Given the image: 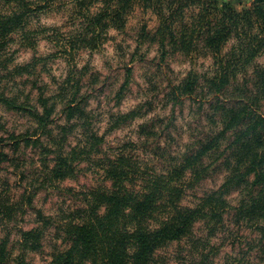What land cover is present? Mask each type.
<instances>
[{
  "label": "trees",
  "instance_id": "obj_1",
  "mask_svg": "<svg viewBox=\"0 0 264 264\" xmlns=\"http://www.w3.org/2000/svg\"><path fill=\"white\" fill-rule=\"evenodd\" d=\"M52 2L53 0H45V3H37V0H0V56L8 52L12 42L18 40L21 46L36 48L37 37L43 32L51 33L44 37L59 47L57 51L59 53L72 55L74 51L80 49L95 50L99 47L96 43L97 37L89 38L88 33L97 27H107L104 16H96L86 23L81 22L80 30L76 28L75 17L70 16L68 21L72 29L67 33H62L57 27L43 26L34 29L32 25L34 19L38 17L37 13ZM80 2L83 3L84 0ZM117 2L119 7L109 13L114 24L124 20V13L132 6L134 0ZM143 2L147 10L155 5L153 12L160 20L155 36L159 37L161 60L170 52L177 51L187 55L205 50L216 53L214 69L211 73L202 75V83L199 81L200 76L191 72L180 84H172L167 96L176 103L183 102L185 98L194 100L201 106L210 103L213 109L210 117L218 118L213 122H219L222 127L219 131H212L193 147L187 148L178 157L169 154L166 163L161 167L155 163V159L147 158L145 157L147 155L142 153L141 156L132 153L121 154L116 158L105 156L100 160L93 159L91 155L100 150L98 145L102 140V137L96 134H92L89 143L82 150L79 148L81 141L70 151L61 147L54 152L53 148L43 144L40 138L41 135H47L48 126L54 122V119L50 118L51 112L46 109L47 115L40 116L39 112H34L31 107L17 105L15 110L35 116L44 129L39 135L25 134L20 139L16 137L14 141L17 148L23 142L26 145H41L44 172L41 186L46 184L57 186V181L74 176L77 170L75 162L81 163L86 160L98 162L99 168H104L113 179L112 186L115 190L110 196L101 192L99 188L89 191V195L107 201L108 207L104 215H98L95 209L88 211L80 208L76 210L75 216L88 217L84 224L70 226L67 229L62 225L59 228L58 224L55 226L57 236L60 237L62 231L69 233L65 242H70L72 247L65 250L55 249L49 264H75V253L94 257V264H128L129 247H138L135 257L137 264H148L149 257L154 264H169L171 260L161 251L173 243H177L179 247V252L173 257L177 264H264V224L258 222L264 219V152L257 151L264 148V113L261 112V108L264 107H262L264 66L253 70L252 81L242 77L244 73L239 71L242 64L249 67L255 58L264 52V36L242 39L238 51H235L236 45L233 44L228 52L222 53L228 38H231L234 32L238 38L240 37L242 23L252 26L251 10H245L242 16L229 2H225L221 8V0H143ZM33 4H36V7H33ZM255 14L264 19V0H255ZM261 31H264V27ZM15 35L17 37H14ZM244 35L247 37V30L244 31ZM28 65H18L9 76L22 75ZM65 83L67 84L66 81ZM236 83L239 85L236 86ZM63 87L61 93H65ZM75 88L80 92L79 87L75 85ZM208 96L211 98H206ZM86 98L87 95L83 94L79 105H83ZM6 101L7 97L0 92V103ZM41 103H46L43 97ZM64 111L69 119H73L80 108L73 100ZM61 127L67 131L66 126ZM143 128L145 132L149 127L146 125ZM35 135L40 137L35 138ZM130 147L133 145H124L123 149L127 150ZM51 154L54 155V160L50 158ZM161 154L154 152L153 157L160 158ZM134 157L150 162V167L139 173L144 183L135 191L117 187L120 178L131 168ZM208 157L212 158L211 164L205 165ZM5 158L0 151V161ZM249 158L250 163L243 171L233 169L234 160L238 164H243ZM218 162L220 167L225 166L228 170L224 182L216 190L196 196L193 205L185 204L184 199L190 195L189 191L207 176V168ZM219 166L213 167V170H217ZM245 186L248 188L247 195L240 197L237 205L229 207L225 197L231 196ZM27 200L31 198L27 197ZM129 206L132 208L130 215L124 211ZM161 208L171 211L170 220L150 232H145L144 222ZM231 210L233 213L229 215ZM227 215L230 216L228 221ZM38 216L40 225L21 232L26 245L32 251L43 250L45 235L54 223L53 217L45 216L41 211L38 212ZM245 220L257 222L255 228L261 234L258 243L248 241L247 247H243L244 249L235 257L227 256L222 263L217 262L216 257L223 245L218 242L212 243V240L219 238L217 233L225 227L226 221L239 225ZM132 221H136L141 227L135 233H128L124 229ZM199 222L205 229L202 235L197 234L195 229ZM6 244L7 240L0 242V259L6 254ZM255 248H258L259 252L253 256L251 252ZM19 264L26 262L21 260Z\"/></svg>",
  "mask_w": 264,
  "mask_h": 264
},
{
  "label": "clouds",
  "instance_id": "obj_2",
  "mask_svg": "<svg viewBox=\"0 0 264 264\" xmlns=\"http://www.w3.org/2000/svg\"><path fill=\"white\" fill-rule=\"evenodd\" d=\"M228 0H221L220 7H224V3ZM232 7L236 12L242 16L245 10H251V18L253 24L249 27L246 23H242L240 29V37L236 36L234 32L231 38H228V46L223 49V52H228L229 48L235 44V51L239 50L240 42L242 39L250 38L252 36H264V31L261 28L264 27V19L255 14V0H230ZM37 3H45V0H37ZM36 7V4L32 5ZM119 7L117 0H84L83 3L80 0H53V2L44 8L43 11L37 13L40 20L39 26H44L52 21L49 17H63L64 20H68L70 16H74L77 20L76 28L80 30L81 22H88L96 16H104L107 21V27H97L93 32L88 33L89 38L97 37L96 43L99 47L95 49V52L99 53V56L103 57V60L108 64L109 69L115 64L116 58H119L120 62H127V60L133 56V51L136 49L137 44H141L138 50L136 59L139 60L141 56L147 57L146 49L147 44H143L139 39L140 26L145 20L153 16V8H148L147 15H141L142 9L145 7L143 0H134L131 7L124 13V20L120 23L114 24L111 20L109 13L112 10ZM195 7V6H194ZM167 8H165V12ZM197 11L199 9L197 8ZM139 21V23H138ZM154 23V21H153ZM153 23H149V28L153 27ZM33 25H36V21H33ZM247 30V37L244 35V31ZM99 34V36H97ZM43 36H49L51 33L43 32ZM39 39V37H37ZM105 41H107L105 43ZM131 45V47H129ZM20 47L19 44L13 45L3 56H0V75H7L13 72L22 62L29 61V55L25 54L26 51L29 54H35L39 56L40 53L36 51L35 47L28 49L27 46L22 48L19 53L13 55L15 48ZM115 50V51H114ZM89 53H92L91 48H87ZM208 54L215 55L216 53L211 50H205ZM203 54V53H201ZM222 54V53H221ZM196 53L191 55H185V59L190 61L195 60ZM63 61L59 64L55 62H48L47 70L42 71L44 65L41 64L34 69V74L31 76V80L37 81L35 89L33 85L18 84L17 81L26 79L25 76H17L14 79L9 77L0 81V92H3L7 97L6 102L0 103V138H3L5 142H9V138L12 135L20 137L21 134L36 133L37 135L44 132L40 124L37 122L35 116H30L25 113L17 112V105H26L31 107L34 112H39L40 116L47 115L46 109L51 112V117L56 119L55 124L48 126L47 135L41 136V139L49 147L53 148L54 152L58 151L61 147L66 150H71L73 141L79 143V148L82 150L89 143V139L92 134L98 136H105L104 151L93 155V159H103L105 154L109 157L116 158L121 154L132 155L134 149L128 148L127 150L121 148L126 141H135L137 148L143 144H152L153 141L158 140L160 133L165 132L169 121H165L164 124H157L154 131L155 135L148 136L140 135V129L144 125H151L161 116L169 115L167 110L162 111L163 103L161 98H158V93L167 88L168 83L173 85L180 84L183 76L180 75L181 69L176 64L171 63V59L167 61L171 64V71L166 66L162 72H157L155 69L151 71H145L144 77L133 76L130 83L125 84L123 80H119L118 77L113 74L112 80L108 81L105 75H100L104 69H98L99 60L93 57L91 61L90 70L87 74L82 73L84 64L90 63L89 59H81L79 55L75 60H70L67 68L70 69L76 79L80 80L81 84L85 85L83 92H95V88H99L101 84H108V90L101 95L95 93L92 99L87 102V107L79 105V100L83 98V92L77 91L75 87L68 93H61V86L64 84V75L66 69L61 68L60 72L56 71L57 67H60ZM195 66V65H194ZM188 65L185 64L184 68ZM250 67L247 65H241L239 71L243 74L245 71H250ZM184 76L188 75L184 72ZM98 77V82L92 84V78ZM76 79H73V84H76ZM155 88L156 91L152 89ZM207 91V90H205ZM31 92V95L29 93ZM41 97L46 100V103H41ZM210 99L211 97H206ZM76 101L80 108V111L75 113L73 119H69L64 109L68 104ZM175 101H171L169 108ZM151 105V107H150ZM54 109V110H53ZM126 117L127 119H121ZM171 119V118H169ZM193 116H187L186 120L191 121ZM177 124L183 125L179 131L184 135V139L191 130L187 129L186 121L177 120ZM208 124V122H205ZM61 126H66L65 131ZM222 125L217 122L216 124H208V128L213 131H219ZM173 136L177 133L173 131ZM66 141V142H65ZM164 143V141H161ZM177 143L172 145L175 151L169 149L170 156L178 157L183 153L186 148L184 141L177 136ZM226 143V141H225ZM115 146L113 151H108V146ZM5 151H9L5 149ZM258 152H264V148L257 150ZM227 154V150L225 149ZM54 160V156L51 158ZM154 162V161H152ZM175 163L176 161H172ZM250 163V158L243 164H238L237 161H233V169L236 171H243L247 164ZM211 164L210 160L205 161V165ZM54 166V164L52 165ZM215 165H212L214 167ZM32 167L39 168V165H33ZM150 167V162L147 159H140L134 157L131 162V168L126 171V175L120 178V184L117 187H122L127 190H138L141 184L144 183L143 179L139 176V173L143 172L146 168ZM91 168V171H89ZM51 171V167L49 168ZM207 172L211 173L212 168L208 167ZM194 175V173H193ZM255 173H253V176ZM132 181V183H129ZM60 185L57 191H62L64 194L59 198H55V192H53V200L51 204L54 205L51 212L45 207L46 214H50L56 224L64 226L66 229L70 226H78L84 224L88 217L75 216L77 208H82L88 211L92 209L96 210L98 215H104L107 211L108 203L106 200L98 199L96 196L89 195V186L97 187L101 192L111 195L115 190L113 188V179L107 173L104 168H97L94 165L80 164L77 161V173L76 184L71 191L65 188V184H72L73 180L57 181ZM135 186V187H134ZM53 191V189H49ZM248 188L245 186L238 192H234L235 196H246ZM43 195V193L41 194ZM142 198V197H141ZM37 206H40V197L37 198ZM225 199L229 202V207L235 204L232 196H226ZM125 213L130 215L132 213L131 206L124 209ZM171 218V211H165L161 208L160 211L150 216L145 222L143 230L150 232L156 229L162 223H166ZM264 224V219L258 221ZM251 223V228L256 227V221L249 222L247 220L242 221L239 225H233L229 222H225V227L217 233L220 239L231 242L233 239L239 238L240 240L250 239L251 237L244 235V232ZM23 225L17 223L15 220L8 222L5 220L0 223V241L7 237L6 254L0 259V264H19L21 260L26 264H40L41 256H45L44 252L32 251V249L26 245L22 234L19 229ZM141 226L132 221L124 229L128 233H135ZM69 233L62 231L60 233V239H52L51 245L48 247V251L53 249L65 250L71 248L72 244L66 243V239ZM212 243H216V240H212ZM210 246V245H209ZM129 260L128 264H137L136 253L138 247H129L127 249ZM203 251V249L201 250ZM230 251V250H229ZM239 251V248L237 249ZM171 255V254H170ZM223 256L224 253L222 252ZM235 257V253L232 254ZM51 256H45V264L47 260H50ZM142 259V258H140ZM95 258L92 256H81L79 253L74 254L75 264H94ZM148 264H154L152 259L148 258ZM169 264H177L172 260Z\"/></svg>",
  "mask_w": 264,
  "mask_h": 264
},
{
  "label": "rangeland",
  "instance_id": "obj_3",
  "mask_svg": "<svg viewBox=\"0 0 264 264\" xmlns=\"http://www.w3.org/2000/svg\"><path fill=\"white\" fill-rule=\"evenodd\" d=\"M228 2L231 4L230 0ZM147 9L143 8L141 15H147ZM49 19L52 21L51 23L44 25V27H57L62 33H67L71 31V27L69 26V21L64 20L63 17H59V20H57L56 17H49ZM36 21V25H32L34 29H38L40 25L39 18L34 19ZM154 21V23H153ZM139 23V21H138ZM149 23H153V27L149 28ZM160 25V20L156 13L153 12V16L149 17L147 20L143 22V24L140 26L139 36L138 39L143 43L147 44L148 47L146 49L147 57L141 56L139 60L136 59V56L138 54V50L141 47V44H137L136 49L133 51V56L130 57L127 62H120L119 58H116V62L114 65L111 66L109 69L108 64L103 60V57L99 56V53L95 52V50H92V53H89L87 49H80L77 51H74L72 55H68L67 53H59L57 52L59 50V47H57L53 42L46 39L42 34L39 35V39L36 46V51L40 53L39 56H36L35 54H28L29 55V61L28 62H22L20 65L27 66V69L23 72V74L19 75H13L9 76L7 75H0L1 81L3 79H7L9 77L15 78L17 76H25L26 79L17 81L18 84H24L27 86L28 84L33 85V90L35 89V84L37 81L31 80V76L34 74V69L43 64L44 68L42 71L47 70V64L48 62H55L60 63L63 61L60 67L56 68L57 72L61 71V68L66 69V73H61L64 75V90L65 93H68L71 91L75 85L77 88H80V92H83V89L85 88L84 84L80 83L79 79H76V77L73 75L72 71L67 68L70 60H75L76 56L79 55L81 59H89L90 63H86L83 66V69L81 70L84 75L87 74V71L90 70L91 67V61L92 58H98L99 64L98 69H104L103 72L100 73V75H105L107 77L108 81L112 80L113 74H115L119 80H123L125 84L130 83L133 76H139L140 78L144 77L145 71H151L152 69H155L157 72H162L164 68L167 66L169 70L174 71L172 69L171 64H168L167 61L171 59L172 64H176L178 68L181 69L180 75L183 76V79L186 78L189 73H194L200 76V83L203 82L202 75L209 74L214 69V55H209L207 51H203L201 53H196V58L193 61H190L188 59H185L184 53L181 51L177 52H170L167 57L164 60H161V51L159 48V37L155 36L156 30L158 29ZM52 32V30L50 31ZM14 37H17L16 35ZM107 41H105L106 43ZM19 44L20 47H17L13 51V55L15 56L16 53H19L22 48H25V46H21L19 40L16 42H12L9 45V49L12 48L13 45ZM131 47V45H129ZM229 47L228 43L225 45L224 48ZM28 49H31L32 47H27ZM223 48V49H224ZM231 48V47H230ZM229 48V50H230ZM115 51V50H114ZM222 53H226L223 52ZM37 59V60H36ZM36 61V62H35ZM35 62V63H34ZM187 64L188 67L184 68V65ZM195 65V66H194ZM264 66V52L257 56L253 63L249 66L250 71L244 72L242 77H246L249 80L252 81L254 79L253 76V70L258 67ZM184 72H187L188 75L184 76ZM241 76L239 77V79ZM73 79H76L77 84H73ZM182 79V80H183ZM69 80V82H68ZM181 80V81H182ZM67 82V84L65 83ZM92 84L98 82V77L92 78ZM254 83L252 82L251 85ZM172 83H168L167 88H165L162 92L158 93V98H161L163 107L162 111L167 110L169 115L167 116H161L156 121H154L151 125H148L149 128L144 130V126L140 129V135L147 134L148 136L155 135V127L157 124H164L165 121H169L167 128L165 129V132L160 133V137L158 140H155L152 142V144H143L140 145L137 148V145L135 141H126L123 145L120 147L123 148L124 145H130L132 144L134 149L133 153L136 155L141 156V153L143 155H147L145 157L150 159H155V163L158 165L163 166V163H166V160L169 156V149L172 151H175V149L172 148L173 144H176L177 147H179V144L177 143V136L184 141L185 148L193 147L197 143H199L204 137L208 136L213 130L208 128V124H216L213 122V120L218 118L210 117L213 114L212 106L210 107V103H206L204 106H201L200 103L190 100L188 98H185L183 102H175L172 104L171 108H169V104L171 101L169 99V96L167 94L170 91ZM239 83H236V86H238ZM61 86V87H62ZM108 90V84H101L99 88H95V92H83L84 95H87V98L84 100L83 105L87 107V102H89L92 97L95 95V93H100L103 95ZM153 91H156L155 88L152 89ZM61 91V89H60ZM31 95V92L29 93ZM264 103V101H263ZM264 105H262L263 107ZM151 107V105H150ZM20 113H25L27 115V112L16 110ZM261 112L264 113V107L261 108ZM186 114L187 116H193L194 119L191 121L186 120ZM31 116V115H30ZM171 118V119H169ZM53 119V118H52ZM121 119H127L126 117H123ZM177 120H184L186 121V127L187 129L191 130L187 136V139H184V135L179 131L183 125L177 124ZM208 122L206 124L205 122ZM56 119H54L53 123L55 124ZM173 131L177 133L176 136H173ZM34 134V133H29ZM24 136L25 134H21V136ZM43 136V135H41ZM16 135H12L9 138V142H5L3 138H0V151L4 154L6 157L4 160L0 161V223H3L5 220L8 222H12L15 220L17 223L22 224L23 227L19 229V232L21 233L23 230H30L38 225H40L41 222L38 221V212L41 211L45 216H51L50 214H46L44 209L47 207L49 209V212H51L54 205L51 204V201L53 200V192H55V198H59L64 193L62 191H57L59 189L60 185H57L55 187L46 184L45 186H41L40 183L42 181L43 177V169H42V162H41V145H26L24 142L17 148L14 145V141L16 139ZM35 138H38L40 136H34ZM99 137H102V140L100 144L98 145L100 147V150L93 153L91 156L95 154H99L104 151L105 147V136L100 135ZM41 138V137H40ZM43 141V140H42ZM161 141H164V143H161ZM78 142L73 141L72 145L70 146L73 148L76 146ZM43 144L44 141H43ZM115 146L109 145L108 151H113ZM131 148V147H130ZM5 149H8L9 151H5ZM154 152L162 153L160 158H154ZM54 155L51 154L50 158H52ZM106 157H109L105 154ZM104 156V157H105ZM207 160L212 161L211 157L206 158ZM222 159V158H221ZM205 161V160H204ZM77 162H75L76 164ZM98 162H91L89 160L82 161L80 164H88V165H94L95 167L99 168L97 165ZM39 165V168L32 167L33 165ZM216 166H219V162L217 164H213ZM211 173H207V176L195 186L194 189H191L189 191L190 195L187 196L184 199V203H189L193 205V203L196 201V196H201L206 191H212L219 188V186L224 182L228 170L225 166L220 167L217 170H213ZM89 171H91V168H89ZM76 173L75 171L74 176L65 179L64 181H67L69 179L73 180L72 184H65V188H67L68 191H71L72 188L76 184ZM39 187V190H38ZM90 189L97 188L93 186H89ZM49 189H53V191H50ZM43 193V195H41ZM40 197V206H37V197ZM233 200L236 201L235 204H232L233 206L238 204V201L241 196H235L231 195ZM27 197H30L31 200H27ZM80 209V208H77ZM76 209V210H77ZM232 210L230 211L229 215H232ZM227 215V221L230 218V216ZM52 217V216H51ZM233 225H236L235 223H231ZM57 224L54 222L53 226L50 228V230L47 231L45 238H44V246L43 250L41 251H34L38 254L40 252H44L45 256H51L55 249L48 251V247L51 245V240L56 239L59 240L60 237L56 235L57 228L60 227L57 226ZM196 232L199 235H202L205 233V229H203V225L201 222H199L196 225ZM60 231V230H59ZM61 232V231H60ZM58 234V233H57ZM244 235L251 237L250 239L246 240H240L239 238L231 240V242H228L226 240L220 239V238H214L216 242L222 244L221 250L218 254L217 262L222 263L227 256H233L232 254L235 253L236 255L239 253L241 249H244L243 247H247L246 244L248 241H252L254 243H258L257 240L260 238L261 234L259 231L256 230V228L252 229L248 226L246 231L244 232ZM3 240H7V237H5ZM1 242V241H0ZM239 248V251L237 249ZM230 250V251H229ZM162 254L166 257H168L169 260H173V257L177 255L179 252V247L177 243H173L167 248L163 249ZM224 253L222 256L221 253ZM259 252L258 248H255L251 254L255 256ZM171 254V255H170ZM235 255V256H236ZM45 256H41L40 264H45ZM50 260H47V264H49Z\"/></svg>",
  "mask_w": 264,
  "mask_h": 264
}]
</instances>
